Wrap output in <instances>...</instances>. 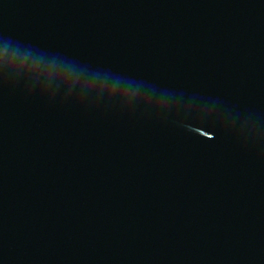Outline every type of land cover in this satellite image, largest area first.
<instances>
[{
  "label": "water",
  "instance_id": "95a60500",
  "mask_svg": "<svg viewBox=\"0 0 264 264\" xmlns=\"http://www.w3.org/2000/svg\"><path fill=\"white\" fill-rule=\"evenodd\" d=\"M0 50V264H264V0H0Z\"/></svg>",
  "mask_w": 264,
  "mask_h": 264
},
{
  "label": "snow or ice",
  "instance_id": "6c2138e0",
  "mask_svg": "<svg viewBox=\"0 0 264 264\" xmlns=\"http://www.w3.org/2000/svg\"><path fill=\"white\" fill-rule=\"evenodd\" d=\"M7 64V57L4 54V52L2 50H0V68L5 67ZM23 70V68H21V71ZM153 106H158L155 102H152ZM211 138V137H209Z\"/></svg>",
  "mask_w": 264,
  "mask_h": 264
}]
</instances>
